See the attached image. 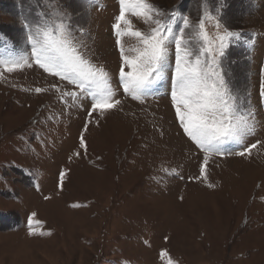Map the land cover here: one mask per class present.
<instances>
[{
	"label": "rangeland",
	"instance_id": "1",
	"mask_svg": "<svg viewBox=\"0 0 264 264\" xmlns=\"http://www.w3.org/2000/svg\"><path fill=\"white\" fill-rule=\"evenodd\" d=\"M148 2L174 28L188 16L193 25L203 21L210 38L238 34L222 66L251 134L222 146L227 155L210 154L204 166L205 154L175 119L169 79L143 103L119 87L112 32L119 0H36L44 14L68 18L121 104L89 116L90 98L63 102L52 85L76 89L34 64L0 75V264H264V0ZM27 5L0 0V59L9 50L30 54L24 22L41 14L32 6L22 12ZM252 144L251 154H234Z\"/></svg>",
	"mask_w": 264,
	"mask_h": 264
},
{
	"label": "snow or ice",
	"instance_id": "2",
	"mask_svg": "<svg viewBox=\"0 0 264 264\" xmlns=\"http://www.w3.org/2000/svg\"><path fill=\"white\" fill-rule=\"evenodd\" d=\"M119 5L112 32L121 61L117 83L124 96L143 103L157 83L169 79L175 119L187 139L205 154L203 165L208 164L210 154H229L222 151V146L233 141L241 143L252 130L248 115L241 110L226 82L222 66L225 49L233 38L239 39L238 34L225 30L210 38L204 22L193 25L188 16H183L182 26L174 28L172 17L162 19L164 13L148 0H119ZM129 16L149 25L148 31L134 29ZM216 27L219 28V23ZM24 28L30 54L14 55L9 50L7 56L0 59V75L34 64L76 89L61 91L53 84L63 102L67 103L69 98L72 102L81 97L90 98L89 116L98 112L103 117L121 104L109 73L84 55L82 42L77 40L68 18L62 13L52 10L37 16L31 24L25 21ZM125 37L135 43L126 46ZM44 91L35 88L37 94ZM260 94L264 97V83ZM80 147L86 150L83 136ZM256 147L257 144H252L234 154H251ZM204 173L202 166L200 174ZM63 175L61 173V180ZM34 216L35 213L29 218L30 234H34L31 232ZM164 255L167 254L162 253ZM167 264L173 262L168 260Z\"/></svg>",
	"mask_w": 264,
	"mask_h": 264
},
{
	"label": "trees",
	"instance_id": "3",
	"mask_svg": "<svg viewBox=\"0 0 264 264\" xmlns=\"http://www.w3.org/2000/svg\"><path fill=\"white\" fill-rule=\"evenodd\" d=\"M36 2V0H28V5L26 6V7H22V12H25V9L27 8V7H30V6H32L33 8L31 9V12L33 13V14H41V15H43L44 14V11L39 7V6H37V4L35 3ZM29 3H31V4H29ZM178 7L180 8V10L182 11V13H183V7L182 6H180V5H178ZM26 11H28V9L26 10ZM208 14H210V15H212L213 16V13L212 12H210V13H208ZM222 26V25H221Z\"/></svg>",
	"mask_w": 264,
	"mask_h": 264
}]
</instances>
